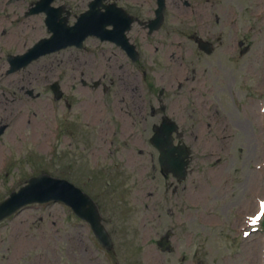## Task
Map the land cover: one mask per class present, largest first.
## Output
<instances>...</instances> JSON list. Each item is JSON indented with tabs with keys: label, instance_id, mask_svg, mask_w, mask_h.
<instances>
[{
	"label": "rangeland",
	"instance_id": "rangeland-1",
	"mask_svg": "<svg viewBox=\"0 0 264 264\" xmlns=\"http://www.w3.org/2000/svg\"><path fill=\"white\" fill-rule=\"evenodd\" d=\"M90 1L59 2L75 14L86 9ZM261 2L215 0L208 5L209 10L194 8L182 17V0H171L174 12L169 11L163 30L155 37H144L140 44L142 61L149 66L153 52L164 50V37H180L181 42H173L181 46L175 47L177 63L189 61L191 72H197L199 87L204 90L195 105H183L185 109L177 112L188 118L184 127L190 136L193 160L187 180L175 194L171 192L173 181L162 175L151 144L125 145V139L114 145L108 142L111 132L107 126L116 124L114 106L107 110L101 90L81 85L83 79L88 85L97 79L103 81L99 69L107 46L88 41L82 50L68 49L50 59L55 63L39 76L49 81L58 69L56 63L62 60L64 82L72 81L74 75V85H66L65 100L73 107L53 101L54 95L47 89L45 100L41 99L36 112L31 113V125L18 139L14 131V162L9 159L11 167L13 162L12 175L6 174V166L0 170V196L11 187L21 188L32 175L47 172L66 178L96 198L114 248L106 252L91 227L63 204L35 205L0 224V264H153L151 255H158L159 264H264V218L254 227V234L243 237L250 229L248 218L256 217L264 204V176L261 187L253 182L257 172H264L258 169L264 163V117L257 110L264 108V5L263 13L258 12ZM173 14L178 15L177 20L173 21ZM222 24L223 33H209L222 31ZM250 25L253 29L248 33ZM195 35L209 39L220 35L222 44H216L211 57L199 58L192 39ZM239 38L250 45L246 54L237 49ZM148 43L152 51L144 45ZM73 56L79 59H71ZM50 65H55L54 72ZM132 75L136 73L132 71ZM188 97L191 100L192 94ZM94 98L100 102L102 118L87 111L85 101ZM210 108L216 110V115L210 114ZM63 114L74 131L58 138L55 131ZM222 134L227 140L221 149L218 142ZM116 147L119 151L112 154ZM128 154L139 159L135 171L119 160ZM118 165L125 172L114 176L109 171ZM247 201L254 204L252 210L249 206L242 208ZM243 217L244 225L240 222ZM170 230L174 232L175 250L164 253L157 242ZM252 237L260 248L249 260L243 246Z\"/></svg>",
	"mask_w": 264,
	"mask_h": 264
},
{
	"label": "flooded vegetation",
	"instance_id": "flooded-vegetation-1",
	"mask_svg": "<svg viewBox=\"0 0 264 264\" xmlns=\"http://www.w3.org/2000/svg\"><path fill=\"white\" fill-rule=\"evenodd\" d=\"M32 1L36 0H0V142L7 136L11 138L13 135L15 110L23 111L25 106L30 104L28 98L31 97V85L35 84L39 89L42 82H45L38 72H35L34 79L30 72L25 74L30 66L18 72L11 71L10 66V58L19 54L16 46L21 41L16 34H26L30 30ZM42 60L44 58L36 63ZM44 69L45 65H42L40 67L42 73ZM157 75L158 80L166 87L162 92L161 106L157 105V109L154 108L153 102L159 103L160 100L154 98L151 93L148 100H143V93L138 88L124 89V92L130 94H126L124 99H119V104L123 106L122 110L126 109L125 120L120 128L130 142L150 141L155 126L161 124L173 112V109L169 108L167 99L169 87L173 86V77L169 73ZM15 90L25 98L15 100ZM180 119L184 123L187 122L184 115H181ZM186 139L190 140V136L187 135Z\"/></svg>",
	"mask_w": 264,
	"mask_h": 264
},
{
	"label": "water",
	"instance_id": "water-1",
	"mask_svg": "<svg viewBox=\"0 0 264 264\" xmlns=\"http://www.w3.org/2000/svg\"><path fill=\"white\" fill-rule=\"evenodd\" d=\"M85 19L86 18H84V20ZM95 26V28H91L89 31L84 32V37L94 33L103 34V24H96ZM69 34L67 44L63 47L71 43H77L76 31ZM51 200H61L71 205L81 217L92 222L99 238L107 248H111L112 243L110 236L101 224V217L96 205L87 195L66 181L54 179L50 176H41L33 179L30 182V186L21 192V196L19 198L15 197L14 200H12L11 207L13 205L16 207L19 202L22 204ZM3 210L4 208L0 209V218L4 215V212L2 213Z\"/></svg>",
	"mask_w": 264,
	"mask_h": 264
},
{
	"label": "bare ground",
	"instance_id": "bare-ground-1",
	"mask_svg": "<svg viewBox=\"0 0 264 264\" xmlns=\"http://www.w3.org/2000/svg\"><path fill=\"white\" fill-rule=\"evenodd\" d=\"M260 1H262V2L260 3V6H261V9L263 10L264 1H263V0H260ZM182 10H185V8L183 7ZM184 12H186V11H182V13H184ZM73 14H74L73 9L67 5V6H65V7L63 8L61 14H59V15H62V16H65V17H71V16H73ZM53 28H54L53 32L56 33V35H57L58 37H62V36H64V31H63L61 28H59V27L56 26V25H54ZM40 35H43V33L40 32V34H38V37H40ZM105 39L108 40V37L106 36ZM93 40L97 41V39H95V38H94ZM65 44H67V43H62V44H60V45H59L58 47H56V48H60L61 46L65 45ZM73 44H74V43H71V44L65 46V48H66V47H70V46H72ZM70 49H72V48H70ZM48 51H49L48 49L45 50V52H48ZM64 51H65V50H61V49H55V51H54V49H53V52H55V53H53V54L51 55V57L54 58V57H56L57 55H60V54L63 55V52H64ZM116 52H117V50H115V53H116ZM119 55H120V54H116V56H119ZM71 59L78 60L79 57H77V56H73ZM104 61H106V62H103V64L107 65V66H108L107 69H109V70L113 73L114 66H115L114 64L117 62V60L115 59V56L112 55L111 58H110L109 56H106V55L104 54ZM60 62H61V60H59L57 63H60ZM87 64H88L89 67L91 66L90 63H86L85 65H87ZM82 66H84V64H83V65L81 64V67H82ZM80 69H84V67H83V68H80ZM101 69H102V67H101ZM101 69L99 70V72H102ZM51 70H53V68H51ZM99 72H97V73H99ZM75 75L77 76V74H75ZM73 77H74V75H72L71 78H73ZM105 79H106L107 81H110V80L112 79V75L110 74V72H106ZM62 86H63V85H59V88L62 87ZM129 86H133V84L130 83ZM86 106H87V111L92 112V113H93L95 116H97V117H101L102 109H101V107H100V105H99V100H98V99H91V100H89V101H86ZM257 110L261 113L262 117H264V113H263L264 109H263L262 107H261V108H260V107H257ZM23 127H24V123H22V124L16 126V128H15V136H16L17 134H21V133H22V132H20V130H21ZM19 132H20V133H19ZM222 144L225 145V144H226V140H222ZM258 169H259V170H263V169H264V163H263L262 165H259V166H258ZM262 176H264V172H262V173H258V172H257V173H256V177L254 178V180L252 179L253 182H254V185H255L256 187H261V186H262V179H261ZM256 195H258V194H256ZM248 206H249V209H250V210H252V209L254 208V204H252L250 201H247L245 204H243V207H242V208H244V210H245L246 208H248ZM246 218H247V216H246ZM239 221H240V220H239ZM240 222H242L241 224H244V223H245V218L243 217L242 220H241ZM243 248H244V254H245V255L247 256V258L250 260V259H252V257H254V255L256 254V252H257V250H258V248H260V247H259V245H258V242H254V241L250 238L249 240H247V241L244 242V246H243ZM149 260L153 261V262H152L153 264H159V263H158V261H159V257H158V255H157V258H156L155 255H153V256L151 255V257H149Z\"/></svg>",
	"mask_w": 264,
	"mask_h": 264
}]
</instances>
